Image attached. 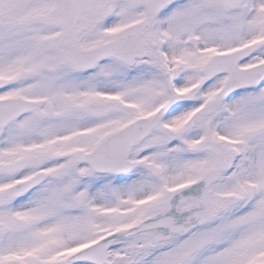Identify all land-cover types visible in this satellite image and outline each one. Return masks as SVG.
<instances>
[{
	"label": "snow or ice",
	"instance_id": "1",
	"mask_svg": "<svg viewBox=\"0 0 264 264\" xmlns=\"http://www.w3.org/2000/svg\"><path fill=\"white\" fill-rule=\"evenodd\" d=\"M0 264H264V0H0Z\"/></svg>",
	"mask_w": 264,
	"mask_h": 264
}]
</instances>
